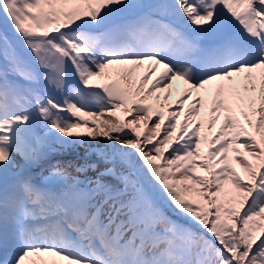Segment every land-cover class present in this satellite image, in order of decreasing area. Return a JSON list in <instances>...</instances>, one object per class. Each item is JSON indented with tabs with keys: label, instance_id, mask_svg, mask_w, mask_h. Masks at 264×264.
Masks as SVG:
<instances>
[{
	"label": "snow or ice",
	"instance_id": "6c2138e0",
	"mask_svg": "<svg viewBox=\"0 0 264 264\" xmlns=\"http://www.w3.org/2000/svg\"><path fill=\"white\" fill-rule=\"evenodd\" d=\"M0 264H264V0H0Z\"/></svg>",
	"mask_w": 264,
	"mask_h": 264
},
{
	"label": "rangeland",
	"instance_id": "374dc122",
	"mask_svg": "<svg viewBox=\"0 0 264 264\" xmlns=\"http://www.w3.org/2000/svg\"><path fill=\"white\" fill-rule=\"evenodd\" d=\"M120 73L116 70L115 67L111 70V77L113 76L115 78H118ZM137 77L142 76L143 74H136ZM155 80L150 77V75L147 78V82L143 85L144 91L140 94V102L144 104H149L153 107L154 110H160L165 113V122H167L168 114L170 112L174 111H180L181 115L179 116V120H183V112L187 109L189 105V101H184L183 106L180 105V98L182 96H175L172 93L169 94L167 91H163L160 89V87L157 85L155 88H152L153 83ZM151 88V92H148V89ZM156 97H159V100L157 101ZM133 114L131 113H123V116H125V119H130ZM113 122H115V118H112ZM153 120H155V116H153ZM151 123V122H150ZM219 126V122H217V127ZM250 131L255 134L254 129H249ZM203 131H209L207 127L205 126V129ZM212 132L215 131V128L211 130ZM259 137V136H258ZM257 137V138H258ZM242 141H237V144L235 146H239ZM230 156L234 155V153H229ZM62 158V157H61ZM235 167H237V170L239 169V165L235 164V161L232 162ZM199 172H203V169H197ZM83 175H81V179H83Z\"/></svg>",
	"mask_w": 264,
	"mask_h": 264
},
{
	"label": "bare ground",
	"instance_id": "6f19581e",
	"mask_svg": "<svg viewBox=\"0 0 264 264\" xmlns=\"http://www.w3.org/2000/svg\"><path fill=\"white\" fill-rule=\"evenodd\" d=\"M146 71H150L149 69V64L146 62L144 66L140 67L137 69L136 74H144ZM163 71L162 67H157L154 72H151L150 77L156 80L159 76L160 73ZM161 90L167 91L169 93H172L175 96H182L184 93V89L186 85H184L183 81L180 80H174L172 81V84L170 86H166L163 81L158 85Z\"/></svg>",
	"mask_w": 264,
	"mask_h": 264
}]
</instances>
